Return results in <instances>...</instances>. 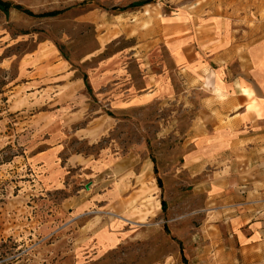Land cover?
<instances>
[{"label":"rangeland","instance_id":"rangeland-1","mask_svg":"<svg viewBox=\"0 0 264 264\" xmlns=\"http://www.w3.org/2000/svg\"><path fill=\"white\" fill-rule=\"evenodd\" d=\"M2 1L62 12L0 9V264H264V122L187 81L205 0Z\"/></svg>","mask_w":264,"mask_h":264},{"label":"crops","instance_id":"crops-1","mask_svg":"<svg viewBox=\"0 0 264 264\" xmlns=\"http://www.w3.org/2000/svg\"><path fill=\"white\" fill-rule=\"evenodd\" d=\"M248 2L254 7V0ZM204 3L209 7L211 30L223 36L222 31L230 26V41H211L206 66L195 67L193 74L187 71L188 84L196 82L194 79L198 77L200 84L205 83V97L212 100L223 97L222 110L231 114L223 119L226 112L219 113L224 122L221 127L234 129L251 122L252 130L256 125L260 129L259 124L264 122V16L260 18L256 10L250 8L232 18L227 13L228 0H205ZM231 60L236 62V73L230 71Z\"/></svg>","mask_w":264,"mask_h":264},{"label":"trees","instance_id":"trees-1","mask_svg":"<svg viewBox=\"0 0 264 264\" xmlns=\"http://www.w3.org/2000/svg\"><path fill=\"white\" fill-rule=\"evenodd\" d=\"M151 0H143L141 2H139V4L143 5V4H147L149 3ZM128 8V6H123V7H112L113 10L115 11H124ZM0 9L7 12L9 11L10 9H16V10H19V11H22L24 13H26L27 15L29 16H32V17H36V18H44V17H54V16H57L59 14H61L62 10H52V11H46V12H42V13H34L33 11L29 10V9H25L23 8L21 5L19 4H12V3H9V2H6V1H2L0 0ZM82 79H83V82L87 88V91L89 93H92V88L89 84V81H88V77L87 75L84 73L82 75ZM153 163H155V159L153 158L152 159ZM157 170H156V166L154 165V173L156 174ZM156 180H157V184L158 186H161V181H160V178L158 176H156ZM163 204V208H165L164 206V202H162Z\"/></svg>","mask_w":264,"mask_h":264}]
</instances>
